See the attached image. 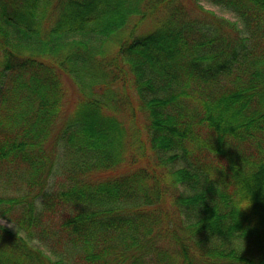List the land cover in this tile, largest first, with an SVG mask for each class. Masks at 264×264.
Segmentation results:
<instances>
[{
    "label": "trees",
    "instance_id": "16d2710c",
    "mask_svg": "<svg viewBox=\"0 0 264 264\" xmlns=\"http://www.w3.org/2000/svg\"><path fill=\"white\" fill-rule=\"evenodd\" d=\"M207 1L0 0V264H264V0Z\"/></svg>",
    "mask_w": 264,
    "mask_h": 264
},
{
    "label": "clouds",
    "instance_id": "9594fccd",
    "mask_svg": "<svg viewBox=\"0 0 264 264\" xmlns=\"http://www.w3.org/2000/svg\"><path fill=\"white\" fill-rule=\"evenodd\" d=\"M210 134V132H209ZM209 134L208 136L201 141L202 144H204L206 147L213 149L211 147V144L209 143ZM226 137V136H225ZM227 143L233 145L232 143L229 142L228 138L226 137ZM192 147H189V152L194 151ZM214 150V149H213ZM212 156L214 159L211 160H206L203 162V183L204 184L206 181L215 179L217 176V169H224L225 168V161L217 159L216 152L215 150L212 152ZM251 176V173H249ZM232 182V174H231V180L230 181H225L223 177H220V182L217 183L216 189L217 191L219 190L220 187H223L227 185L228 183ZM161 183L165 185H176V192L173 194V199L177 197L178 194H183V196H188L191 195L192 188L190 184H187L185 182L179 181L177 179L176 173L172 169H166L163 172V175L161 177ZM255 182H252L251 180L249 181V184H254ZM201 184V185H202ZM250 196V187L246 186H241L239 184L235 185V188L233 190L232 198L235 202L236 210L240 209L241 207H245L249 204ZM35 207L37 210L41 209L43 207L42 202L37 199L35 201ZM3 221L0 220V224H2ZM243 247V245H242ZM241 247V249H242Z\"/></svg>",
    "mask_w": 264,
    "mask_h": 264
},
{
    "label": "rangeland",
    "instance_id": "374dc122",
    "mask_svg": "<svg viewBox=\"0 0 264 264\" xmlns=\"http://www.w3.org/2000/svg\"><path fill=\"white\" fill-rule=\"evenodd\" d=\"M199 3L201 4V6L204 8V9H208V10H212L215 14L219 15V16H224L226 18H229V19H234L233 15L229 12H226L224 10H221L218 6L216 5H213L211 4L209 1L207 0H199ZM188 4V3H187ZM66 85H68V83L66 82ZM69 97L68 98H74V90L70 89L69 91ZM72 100V99H70ZM0 220L3 221V225H6L8 227H11L13 228L12 224L9 223L7 220L3 219V218H0ZM41 247V245H40Z\"/></svg>",
    "mask_w": 264,
    "mask_h": 264
}]
</instances>
